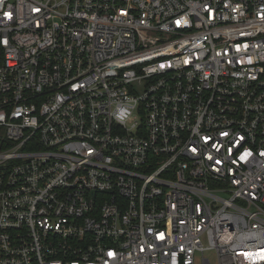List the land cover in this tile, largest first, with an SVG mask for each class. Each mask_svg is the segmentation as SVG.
Listing matches in <instances>:
<instances>
[{
	"label": "built area",
	"instance_id": "built-area-1",
	"mask_svg": "<svg viewBox=\"0 0 264 264\" xmlns=\"http://www.w3.org/2000/svg\"><path fill=\"white\" fill-rule=\"evenodd\" d=\"M0 264H264V0H0Z\"/></svg>",
	"mask_w": 264,
	"mask_h": 264
}]
</instances>
